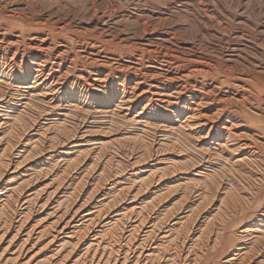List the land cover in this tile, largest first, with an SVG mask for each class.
Segmentation results:
<instances>
[{
  "label": "rangeland",
  "instance_id": "374dc122",
  "mask_svg": "<svg viewBox=\"0 0 264 264\" xmlns=\"http://www.w3.org/2000/svg\"><path fill=\"white\" fill-rule=\"evenodd\" d=\"M0 8L3 20H8L11 17L8 20V22H11V26L7 28L3 25L4 28H2L10 29L7 31H11V28L14 27L17 30L15 31L13 28L12 33L8 32L9 35L13 34L17 36V33L22 32V29L28 30L34 28V33L38 31V33L44 34L48 38V42L53 43L55 49L54 52L52 51V54H56L61 44L70 46L67 57L70 60L74 58L76 60L75 69L70 75L71 77H75L80 71L90 74L92 70L98 69V66L93 67L85 61L78 60L80 57H77L80 52L79 50L84 51L85 49H89L92 44H95L101 50V57H107L110 61H128L131 57L141 54L143 51L141 47H146L150 41H167L171 39L173 43L169 41L167 43L168 45L171 44L169 46L173 50L181 48L182 45L198 48L197 54L205 57L211 66H215L221 70L234 68L236 71L235 76L237 77H241L242 71H246L250 77L253 76V79L255 76L257 77V84H264L262 83L264 82V0H0ZM37 23H41V25L37 27ZM27 35L25 34L26 38L28 37ZM25 41L28 44L30 42L29 37ZM32 51L27 50L24 55L25 59L29 58L30 54L33 53ZM146 57L148 58L147 55ZM8 58H11V56ZM7 70L8 72L11 71L9 68ZM112 77L111 75L110 79ZM199 80L201 82L205 81L203 78H198ZM9 83L6 82V87L4 85V88L2 87L0 91V164L2 163L0 165V171L2 170V173L0 172V180L2 179L0 181V193H4L1 195L6 196L2 198L3 200L1 199L0 206L4 204V199L13 198L10 197L11 195L14 196V200L17 198L20 191H17L14 195L11 192L21 186V184L23 187H30L28 195L32 196V198L37 195L35 192H39L40 194L38 193L37 197H42V200L40 203H36V201L26 199V201L24 200L18 204L11 202L12 204L9 203L7 205L8 203H5L7 205L6 208L5 204L2 208L0 207V210H2L0 211L1 225H8L11 220L19 221L20 216V220L24 222L27 210L29 209L27 205L29 201L32 202L31 212L36 216V219L28 224L19 237L15 238L18 231L16 229L17 231L12 232L5 241L0 243V264H52L51 262H54L53 264H83V261L84 264L85 262L87 264H93L92 262L94 264L98 262L99 264H107L109 258H111L110 262L118 264L117 261L115 263L114 261L124 260L125 257L127 258L125 264H135V259L138 261L139 252L144 247H147L146 249L157 248L155 249L156 252L145 262L146 264L153 262H155L154 264H173L172 262L175 261L177 256L175 251L176 249L178 250V247L179 249H183L181 247L183 246L181 245L183 242L187 241L185 253L188 255L189 251L192 252L194 250L193 242L199 239L200 234H197L193 238L194 241L190 240L189 229L182 227V225L180 226L181 223L176 226L175 222L185 216H181L182 214L189 211L188 209L179 216L181 207L184 206L181 203L183 201L180 200L183 199L185 193H188L189 198L186 201H188L187 204L191 203V208L198 206V203L202 201L200 193L203 192L205 185L201 175H204L208 171L209 166L217 171L223 170L226 174L220 180H217L219 183L218 189L229 190L233 185L232 190L234 193L233 191L232 193L235 194V197H231L230 202L232 198L233 201L229 203L230 206L235 205L236 211L233 222L227 227L225 245L215 251L211 250L209 258L204 264H221L219 262L221 255H224L225 252H233L236 250L235 247L238 244H241V246L245 245L244 247L247 249L253 246H255V249L258 248L257 250L261 248L259 255L253 252L256 256L258 255L257 258L253 254L254 258H252L255 260L253 261V259L251 260L248 257V262L249 264H264V245L256 244L253 241L261 233L254 235L241 233L240 240V233L238 232V229L242 226L244 229L251 228L250 230H252V228L258 229L259 226L264 224V185L259 189L257 188L258 191L251 187L255 192L257 191L255 194L254 191L250 190L251 182L248 181V183V179L241 178V174H236L235 176L233 174L231 176L227 170L223 169L225 167L221 165L219 158L212 157L215 159L213 160L209 156V153L207 154L202 144L195 141L190 142L184 133H172L170 128L165 127L163 123H159L161 117L166 112L148 109L145 111L148 117L146 119H139L137 114L142 111L143 105L138 107L135 113L124 116V114L116 110V103L112 101L108 103V100H106V104L104 102H95L92 103L91 108L88 107L85 99L80 100L81 106L71 102L72 99L63 101L62 103L52 102L50 98H32L31 93L20 89L18 84ZM118 85H120L119 82ZM111 90H109V93H111ZM224 91H228L227 87L222 89V92ZM16 111L23 114L21 123L17 125L12 124L13 122L8 116L10 113L14 115ZM20 124L22 125L20 126ZM25 134L26 136H24ZM190 160L192 163H189ZM194 160L195 162H193ZM199 161L201 162L199 163ZM193 164L196 165L193 166ZM26 180L30 181V184L26 183ZM83 183L87 186H82ZM79 186L81 187L79 188ZM48 187L47 191L46 188ZM132 187H135L134 195L126 196L125 194H120L122 192L121 189L128 191L133 189ZM97 188L98 192L102 191L100 192V198L97 197ZM138 188L141 190L138 191ZM235 190L238 191L236 192ZM222 191V193L216 190L211 191V198L201 208L200 215L203 218L200 219L201 222L197 223L194 230L196 231L197 229L196 232H198L202 228H204L202 229L203 231L209 228L207 231L209 233L212 231V228H215L212 232L215 235L212 233L213 236L210 233L208 235L205 231V237H207L202 236V243L200 242V246L195 247V253L196 251H200L201 246L207 247V244L210 243L208 246L210 248L212 243H214L216 233H218L216 216H218L221 206H223L222 199L224 196L221 197V195L226 190ZM77 193L79 195L82 194V197ZM120 195L124 196V200H121L122 196L118 197ZM255 195L258 196L255 197ZM237 196L238 198H236ZM46 200L48 201L47 203ZM155 201L158 203L157 205L149 204L148 207L147 203L152 202L151 204H154ZM247 201L249 203L252 202V206ZM71 205H75L74 208ZM143 205H147L148 209L146 206L144 209ZM9 207L12 208L9 210ZM136 207L139 208L136 209ZM223 207L225 208L226 206ZM101 209L104 210L103 213ZM98 210H101L100 213H98ZM148 210L152 211L149 212ZM155 212L160 213L155 215ZM166 213L170 220L165 217V221H163L164 219L160 221L159 218L167 216L165 215ZM98 215H100L99 218H97ZM128 216L131 217L129 218ZM93 217L99 220L97 226V219L94 221ZM117 217L119 220L122 219L123 222L121 220L118 224L117 221L119 220H117ZM147 217L154 220L153 224L157 222L163 223L162 225L156 224L155 235L152 234V238L149 237L148 239L145 238L148 229H142L138 231L139 233L135 232V234L132 229L133 224H139L142 222L141 220L147 219ZM173 217H175V222L172 220ZM58 218L63 222L58 220ZM69 220H72V223L68 228H65L64 234H59L53 229L57 223L61 224L58 230L64 228L67 222H70ZM208 220H216L214 223L211 222L213 227ZM168 221H170L169 224ZM115 223L119 226L113 225L112 227L111 225ZM104 225L106 227H103ZM151 225L146 226L150 227ZM205 225H207V229H205ZM114 227L115 229L113 230ZM181 229L185 230H182V233H180ZM88 230L91 232H88ZM32 231L33 233H31ZM37 232L42 236H39ZM140 232L142 233L140 234ZM75 233H78L79 239ZM88 233L90 237L84 239V236ZM30 234L33 236H30L28 241L27 238ZM44 234H47L48 238ZM53 235L58 237L54 243L50 242L53 240ZM70 235H74V237L69 238ZM207 239L208 241H206ZM71 242L73 243L72 247ZM78 242H80L81 246ZM132 243H134V246ZM22 246H25V248L21 253ZM65 246L66 248H64ZM5 247L7 250L4 249ZM29 248L32 250L31 252ZM17 249L19 250L17 251ZM70 250L74 253L70 254ZM54 252H57V254ZM161 252L163 253L161 254ZM195 253H192L190 257L194 256ZM17 254L22 255L18 256ZM161 255L162 257L160 258ZM50 256H54V258L51 257L53 260ZM80 256L81 259L79 258ZM107 256L108 258H106ZM190 257L184 256L182 259H176V263L174 264H178L179 262V264H189ZM84 258L86 261L82 260ZM48 261L51 262L49 263ZM137 261L136 264H140Z\"/></svg>",
  "mask_w": 264,
  "mask_h": 264
},
{
  "label": "bare ground",
  "instance_id": "6f19581e",
  "mask_svg": "<svg viewBox=\"0 0 264 264\" xmlns=\"http://www.w3.org/2000/svg\"><path fill=\"white\" fill-rule=\"evenodd\" d=\"M1 14H2V12L0 10V91L2 90V87L6 84V82L7 83L10 82V83L18 84L20 89H24V90L28 91V93H31L32 98L33 97L34 98L36 97V99L41 98V97H43L44 99L50 98V100L52 102L62 103L63 101L72 99L71 102H74L75 104L77 103L78 106H81L82 103L80 102V100L85 99L88 107L91 108L92 103H95V102L96 103H101V102L105 103V101L108 100V103H110L111 101L116 103V110H118L121 114H124V116H129V115L135 113L137 108L140 107L141 105H143L144 108L142 109V111L139 114H137V117H139V119H146V117H148L146 115V112H145L148 109H152V110L154 109L157 111H164L166 113L163 114L159 123H163L165 125V127L170 128L172 133H184L185 137H187L190 140V142L195 141L197 143L202 144L203 147L206 149V150L205 149H203V150L207 151V154L209 153V156L211 158L212 157H214V158L216 157L217 159L219 158L221 165L226 168V169L225 168H223V169L227 170V172H229V174L231 176H233V174H234V176L236 174H241V178L248 179L247 182L248 181L251 182L250 188L253 187L254 189L257 190V188L259 189L264 185V109H262V107H264V84H257L256 83L257 82L256 76L253 79L252 78L253 76L250 77L246 71H242L241 77H237V76H235L236 71L234 68H226L225 67L226 69L221 70L220 68H217L215 66L213 67L210 65V63L207 61V59L205 57L197 54L198 48L196 49L192 46L182 45L181 48L179 47L178 49L175 48L173 50L172 47L169 46L171 44L168 45V43H167L168 41L173 43V40L167 38L168 39L167 41H163V40L150 41L148 43V45H146V47H141L143 49L141 54H137V56L131 57L128 61H121V60L110 61L107 57H104V56L101 57V54H102L101 50L98 49V47L95 44H92L91 47L89 46L90 47L89 49H85L84 51L79 50L80 52L78 53L77 57L78 58L80 57V59H78V60L85 61L87 64L89 63L93 67L98 66L97 67L98 69L92 70L90 72V74H86L84 71H82V72L80 71L76 74L75 77H71L70 75L74 72V69H75L76 60H75V58L70 60L67 57L68 52L70 50V48H69L70 46L68 47L64 44H61L59 46V49L57 50L56 54L55 53L52 54V51L54 52V49H55V47H53V43H49L48 38L45 37L44 34H40V33H38V31L36 32V30H35L36 33H34V28L28 29V30L22 29V32L17 33L18 34L17 36H14L13 34H12L13 36L9 35L8 32L13 31L14 27L11 28L12 29L11 31H7L10 29H6V28L3 29V28H4V26L7 28L11 26L10 25L11 22H8L9 18H11V17H9L8 20H6V19L3 20L2 19L3 15L1 16ZM17 18H19V17H17ZM14 21H15V19H14ZM40 25H41V23L36 24L37 27ZM12 26H13V22H12ZM14 29H15V31H17L16 28H14ZM27 33H28V35H27ZM32 33H34V34L32 35ZM25 34L30 39V42L28 41L29 42L28 44L25 41L28 38V37L26 38ZM172 39H174V38H172ZM86 48H88V47H86ZM27 50H31V51L33 50L32 51L33 53L30 54L28 59H25L24 55L27 52ZM20 55H23V56H20ZM146 55L148 56V58L146 57ZM153 55H154V57H153ZM9 56H11V58H8ZM7 68L11 69V71L8 72ZM21 73H22V75H21ZM111 75L113 76L112 79H110ZM198 78H203V79H205V81H202V82L200 80L198 81ZM208 78H210V79L208 80ZM118 82L120 83V85H118ZM262 83H264V82H262ZM5 87H6V85H5ZM225 87H227L228 91L222 92V89ZM110 89H112L111 93H109ZM14 110H16V109H14ZM18 112L17 111H16V113L14 112L15 113L14 115H13V113L8 114L9 118L13 122L12 124L17 125V124L21 123L23 114H22V112L21 113H18ZM115 112H117V111H115ZM21 125L22 124H20V126ZM21 129H22V127H21ZM24 136H26V134ZM213 160H215V159H213ZM193 162H195V160ZM200 162L201 161H199V163ZM189 163H192L191 160ZM0 165H2V163ZM70 165H72V164H70ZM195 165L193 164V166H195ZM4 166H5V164H4ZM185 170H186V168H185ZM225 175L226 174L223 170L217 171V170H214L213 168H211L210 166H209L208 171L205 172L204 175H201L203 177V181H204L205 186H204L203 192L200 193L202 201H200L198 203V206H193V208H191L192 207V205H190L191 203L187 204L188 201H186L187 198H189L188 193H185L184 196L182 195L183 199H181L180 201H183L181 203H183L184 208L181 207L182 209L180 211L181 213L179 214V216L182 214V212H185L188 209H189V211H186L185 214H182L181 216H183V215H185V216L180 218L177 222H175V220H174L175 217H173L172 220L175 222L176 226L181 223L180 226L182 225V227H186L189 229L188 232L190 233V237H191L190 240H193V238L197 234H200L199 239H197L198 241L199 240L200 241L198 242L195 239L199 243L198 244L196 241L193 240L194 241L193 242L194 248L193 247L192 248L194 250L192 249L193 250L192 252L189 251L188 255H186L187 253H185V245H186L187 241L183 242L181 244V245H183V246H181V247H183V249L182 248L179 249V247H178V250L176 249V251H178V252L176 253V251H175V254L177 255L176 259H180V258L182 259L184 256L190 257V255L192 253H195L196 248L198 246H200V244L202 243L201 242L202 236L204 235V237H205V231H206V233H208L207 231L209 230V228L206 227L208 224L205 225V227H206L205 229L208 228V230L203 231L202 229H204V228H202L201 229L202 232L200 230L198 232H196L197 229L195 231L194 228H196V225L200 221V219L203 218L200 215L201 210H202L201 208L207 203V201H209V199L211 198V191H213V190H216L219 192H221L222 190H226V192H224L221 195V197L224 196V198L222 199V205L226 206V207L224 208L223 206H221V210H220L218 216H216L217 221L215 220L218 223V224L215 223L216 225H218V229H217L218 233H216L214 231L216 233V236H215V240L213 241L214 243H212L211 247L208 248L210 243L207 244V247L201 246L200 251H196L195 255L190 257V263L189 264H204L205 261L208 260V258H209L208 256L210 255L211 250L215 251L218 248H221L225 245L227 227L229 226V224L231 222H233L234 217H235V211H236L235 205L230 206V203L233 201V198H232V201L230 202L231 197H235V194H233L234 191L232 190L233 185L231 184L232 187L230 186L231 188L229 190L218 189L219 183L217 180H220V178H222ZM84 180H82V182H84ZM29 182L27 181L26 183H29ZM31 182H32V180H31ZM243 182H244V180H243ZM19 184H18V186H19ZM23 184H24V182H23ZM80 185H81V183H80ZM228 185H227V187H229ZM82 186H85L84 183ZM80 187L81 186H79V188ZM29 188L30 187H28V186H27V188H26V186L23 187L21 184V186L17 187L14 191L11 192L14 195L17 191H20V194L18 193L19 195L17 196V198H15V200H14V196L11 195L10 197H13V198L4 199L5 200L4 204L8 203L7 205H9V203H11V202L12 203L15 202L16 204H18V203L23 202L24 200L26 201V199H30V201H36V203L37 202L40 203L42 200L41 199L42 197L41 198L37 197L39 192L38 193L35 192L37 195H35V197L32 198V196L28 195V193L30 192ZM134 188L131 190L127 189L128 191H126L125 189H121L122 192H120V194L122 193V195L125 194L126 196H130L133 193H135ZM220 188H221V186H220ZM235 188H236V186H235ZM48 189H49V187L46 188L47 191H48ZM141 189L138 188V191H140ZM254 189L251 188L250 190L253 192ZM46 190H44V191H46ZM238 190H241V189H238ZM250 190H248V191H250ZM79 191H80V189H79ZM81 191L83 192V190H81ZM96 191H97V197L100 198V196H101L100 192H102V191L98 192V188ZM232 191H233V193H232ZM77 192H78V190H77ZM256 192L254 191L255 194H256ZM74 193H75V191H74ZM78 193H80V192H78ZM117 193H118V191H117ZM166 193H164V194H166ZM240 193H242V192H240ZM1 194H4V193H0V203H1V199L3 197H6V196H3ZM31 194L34 195L33 193H31ZM75 194H74V196H75ZM72 195H73V193H72ZM81 195H79V196L82 197ZM122 195H120L118 197H121ZM160 195H162V194H160ZM137 196H138V194H137ZM257 196L255 195V197H257ZM123 197L124 196H122L121 200L123 199ZM154 198H153V202H154ZM161 198H163V197L161 196ZM236 198H238V196ZM164 199H165V197H164ZM246 199H247V196H246ZM96 200H98V199H96ZM30 201L27 203L29 209L27 210L28 212L26 213V218H25L24 222H22L20 220L21 216L19 217V215H18L19 221L18 220H11L8 225H6V224L1 225L2 223L0 224V243L5 241L8 238V236L10 234H12V232L17 231L16 229H18V231L16 232V236L15 235L14 236H15V238L19 237V235H21V233L24 232V230L26 229L28 224L31 221H34L36 219V216H34V214H32V212H31V210H32V204L31 203L32 202H30ZM51 201H53V200H51ZM163 201H161V202H163ZM47 202L48 201L46 200V203ZM15 203H13V204H15ZM92 203H93V201H92ZM151 203H147L148 207H149V204L150 205H157L158 204V203H156V201L154 204H151ZM237 203H238V201H237ZM4 204L2 206H4ZM60 204H62V203H60ZM234 204H236V203H234ZM249 204L251 205L252 202ZM7 205L5 204V208L7 207ZM238 205H239V203H238ZM242 205H244V204H242ZM2 206H0V207L2 208ZM38 206H40V205H38ZM41 206H43V205H41ZM74 206L75 205H73L72 208H74ZM76 206H77V204H76ZM145 206L147 208V205H145ZM145 206L143 205L142 207H144V209H145ZM28 207H26V208H28ZM106 207H107V205H106ZM10 208H12V207H9V210H10ZM39 208H42V207H39ZM137 208H139V207H136V209ZM156 208H158V207H156ZM179 208H180V206H179ZM242 208H243V206H242ZM246 208L248 209V207H246ZM7 209H5V210H7ZM103 209L105 210V208H103ZM104 210H102V213ZM0 211H2V210H0ZM19 211H20V209H19ZM100 211L98 210V213H100ZM134 211H135V209H134ZM151 211H149V212H151ZM156 211H158V210H156ZM161 211H163V210H161ZM178 211H177V214H178ZM242 211H244V210H242ZM245 211H247V210L245 209ZM95 213H96V211H95ZM140 213H142V212H140ZM159 213L160 212H158V213L155 212V215L159 214ZM167 213L165 214L167 216H162L161 218H159L160 221H162L165 217H166V219H169ZM0 214H1V212H0ZM66 214H68V213H66ZM146 214L148 215V213H146ZM169 214H170V212H169ZM236 214H238V213H236ZM100 215H98V217L97 216L96 217L99 218ZM138 215H139V213H138ZM64 216H66V215H64ZM172 216H174V215H172ZM96 217H95V219H97ZM108 217L111 218L109 215H108ZM59 218H58V220H60ZM143 218H144V216H143ZM152 218L155 219L154 217H152ZM236 218H237V216H236ZM263 218H264V213H263ZM68 219H70V218H68ZM92 219L95 221L94 217ZM156 219H157V216H156ZM213 219H214V217H213ZM117 220H119V218ZM121 220L117 221V223L119 224ZM60 221H62V220H60ZM69 221L70 222L69 223L67 222V225L64 228H61L60 230H58V229L61 227V224L57 223V221H56L57 224H56L55 228H53V229L59 234H64L65 228H68V226L72 223V220H69ZM98 221L99 220L97 219V222ZM141 221L142 222H140L139 224H133L132 225V227H133L132 229L134 230L133 233L135 234V232L141 231L142 229L143 230L148 229V231L145 234L146 235L145 238L148 239L149 237L152 236V234H154V231H156L155 230L157 227L156 224L158 222L156 224H153L154 220L150 219V217H147V219L145 218ZM163 221H165V219ZM182 221H184V222H182ZM208 221H210V223L215 222L214 220H212V221L208 220ZM5 222H6V220H5ZM97 222H96V226H97V224H99V222L98 223ZM122 222H123V220H122ZM136 222H137V220H136ZM169 222L170 221H168V224H169ZM132 223H134V222H132ZM243 223H244V221H243ZM150 224H152V225L150 227H147ZM162 224L158 223V225H162ZM106 225H104L103 227H106ZM113 225H116V223L112 224L111 226L113 227ZM175 225H173V226H175ZM212 227H213V224H212ZM256 227H257V225H256ZM39 228H37V229H39ZM75 228H76V225H75ZM114 229H115V227L113 228V230ZM185 229H181V231H179V232L182 233V230H185ZM250 229L251 228H245L244 229L243 226L238 229V232L240 233L239 234L240 240H241V233L242 234H245V233L249 234L250 233L251 235L261 233L260 236L255 237L256 240H253V241H255L256 244L264 245V224L259 226L258 229L257 228L256 229L252 228V230H250ZM100 230H101V228H100ZM213 230H215V228L214 229L212 228V231L209 233L211 234L213 232ZM89 231L90 230H88V232ZM173 231H175V230H173ZM40 232H42V231H40ZM43 232H45V231H43ZM51 232H53V231H51ZM83 232H84V229H83ZM164 232H165V230H164ZM31 233H33V231ZM70 233H72V232H70ZM141 233L142 232H140V234ZM209 233H208V235H209ZM47 234L46 235L44 234V235L47 237ZM130 234L132 235V233H130ZM212 234H214V233H212ZM131 235H129V236H131ZM154 235H153V237H154ZM23 236H26V235H23ZM30 236H33V235L30 234L28 236V238H27L28 241L30 239ZM39 236H42V235L39 234ZM54 236L55 235H53L52 241H50L51 238L49 239V241L52 243H54L56 241V239L58 238V237H56V236L54 237ZM57 236H59V235L57 234ZM70 236H69V238L74 237V235H70ZM139 236H141V235H139ZM77 237H78V235H77ZM84 237H85L84 239H87V237L89 238L90 237L89 233ZM132 237H131V239L134 238V237L133 238ZM167 237H168V234H167ZM237 237H239V236H237ZM66 238H68V237H66ZM97 238H99V237H97ZM100 238H101V236H100ZM122 238H124V237H122ZM163 238H164V235H163ZM179 238H180V236H179ZM38 239H39V237H38ZM78 239H79V237H78ZM84 239H82V241H84ZM153 239H152V241H153ZM134 240H136V239L134 238ZM176 240H178V239H176ZM203 240L205 241V239H203ZM24 241H25V239H24ZM204 241H203V244H204ZM206 241H208V239ZM136 242H134V243H136ZM141 242H143V241H141ZM68 243H70V242L68 241ZM134 243H132L133 246H134ZM13 244H15V243H13ZM46 244H47V242H46ZM48 244H50V243H48ZM78 244L81 246L80 242H78ZM132 244H131V246H132ZM145 244H149V243H145ZM9 245H10V243H9ZM72 245H73V243L71 244V247H72ZM92 245H93V243H92ZM170 245H172V244H170ZM61 246H63V245H61ZM97 246H98V244H97ZM142 246H143V244H142ZM244 246L243 245L241 246V244H238L235 247L236 250H234L233 252L232 251L229 253L225 252L224 255H221L219 262H221V264H249L248 257H250V259L252 260L254 258L253 254L255 255V253H253V252H256V254L259 255V253H260L259 251L261 250V248H260V250H257L258 249L257 247H256L257 249H255L254 248L255 246L251 247V245H250L251 248L247 249ZM258 246L260 247V245H258ZM8 247H10V246H8ZM24 248H25V246L24 247L22 246V249L19 248V249H21V253L24 251ZM34 248H36V246H34ZM34 248H32V249H34ZM64 248H66V246ZM87 248H89V247H87ZM146 248L144 247L141 249V251L139 252V255H138V261L136 259H135V262L133 261L135 264H136V261H137V263H140V264H142V263L146 264L145 262L148 261V259L154 254V252H156L155 249H157L155 247H154V249H146ZM4 249H6V247ZM19 249H17V251ZM68 249H69V247H68ZM225 249H227V248H225ZM71 250L69 251V253L70 252H71L70 254L74 253ZM29 251L31 252L32 250L30 249ZM57 252H54V253L57 254ZM134 252H135V250H134ZM3 253H4V250H3ZM147 253H150V254H147ZM162 253L163 252H161V254ZM20 255H22V254H20ZM20 255H18V256H20ZM65 255H66V253H65ZM155 255H156V253H155ZM81 256L79 257L80 259H81ZM125 256H126V254H125ZM257 256H256V258H257ZM51 257L52 256H50V258ZM65 257L69 258L68 256H65ZM161 257H162V255L160 256V258ZM164 257H165V255H164ZM50 258H48V259L50 260ZM52 258H54V256ZM106 258H108V256ZM90 259L92 260V258H90ZM152 259H150V260H152ZM167 259H168V257H167ZM169 259H170V257H169ZM176 259H175V261H176ZM15 260H12V261H15ZM82 260H85V258ZM110 260H111V258H109V260H107V261L110 262ZM126 260H127V258L125 257L124 260H115L114 263L117 261L118 264H125ZM254 260L255 259H253V261ZM78 261H79V259H78ZM97 261H99V260H97ZM104 261H105V259H104ZM175 261L172 263L173 264L176 263ZM88 262H89V260H88ZM51 263L53 264L54 262H51ZM61 263H63V262H61ZM92 263L94 264V262H92ZM111 263H112V261L110 262V264ZM148 263H150V262H148ZM154 263L155 262H153L151 264H154ZM158 263H159V261H158ZM260 263H262V262H260ZM83 264H84V261H83ZM85 264H87V262H85ZM96 264H99V262Z\"/></svg>",
  "mask_w": 264,
  "mask_h": 264
}]
</instances>
